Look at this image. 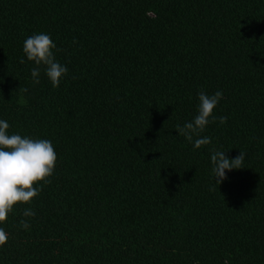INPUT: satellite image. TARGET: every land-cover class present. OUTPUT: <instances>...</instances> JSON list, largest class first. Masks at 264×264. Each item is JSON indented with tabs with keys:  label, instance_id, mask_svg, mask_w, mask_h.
<instances>
[{
	"label": "trees",
	"instance_id": "trees-1",
	"mask_svg": "<svg viewBox=\"0 0 264 264\" xmlns=\"http://www.w3.org/2000/svg\"><path fill=\"white\" fill-rule=\"evenodd\" d=\"M37 32L57 87L30 75ZM216 90L194 147L177 125ZM0 119L56 152L0 264H264V0H0ZM215 150L246 153L219 184Z\"/></svg>",
	"mask_w": 264,
	"mask_h": 264
},
{
	"label": "clouds",
	"instance_id": "clouds-1",
	"mask_svg": "<svg viewBox=\"0 0 264 264\" xmlns=\"http://www.w3.org/2000/svg\"><path fill=\"white\" fill-rule=\"evenodd\" d=\"M55 42L45 32H37L27 36L22 45L24 57L32 61L36 67L31 68L30 75L34 83L39 82L40 65L44 66V74L53 87L59 85L60 79L67 73L66 65L60 63L54 55ZM24 58H20V63ZM222 97V90L208 94L204 91L197 93V110L195 116L182 126L177 125V131L186 139L193 142L194 147L209 142L207 137L199 135L211 122L219 120L223 124L225 116L217 118L212 115L213 109ZM9 123L0 119V223L4 222L17 202H29L40 191V185L34 182L43 180L53 172L56 162V152L52 142L43 138H31L27 135L8 131ZM195 136V139H194ZM246 153L239 152L233 158L225 155V151L215 150L210 155L212 179L219 184L226 179V170L242 167ZM23 217H33L31 208L22 211ZM22 228H28L25 219L19 221ZM7 239L3 227H0V245Z\"/></svg>",
	"mask_w": 264,
	"mask_h": 264
}]
</instances>
